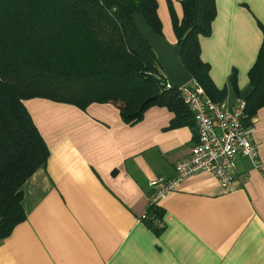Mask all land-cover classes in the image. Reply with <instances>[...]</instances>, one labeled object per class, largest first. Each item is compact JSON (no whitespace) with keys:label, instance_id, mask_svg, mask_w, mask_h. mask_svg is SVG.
I'll return each mask as SVG.
<instances>
[{"label":"crops","instance_id":"1","mask_svg":"<svg viewBox=\"0 0 264 264\" xmlns=\"http://www.w3.org/2000/svg\"><path fill=\"white\" fill-rule=\"evenodd\" d=\"M180 1L155 0L164 39L173 44ZM214 3L199 55L233 108L251 92L264 0ZM23 103L48 155L19 187L25 217L0 238V264H264V168L237 157L231 190L204 170L190 174L156 203L160 220L147 223L140 216L153 190L148 179H170L193 146L186 119L173 125V111L150 106L127 124L110 103L80 110L44 98ZM250 127L248 140L264 162V105Z\"/></svg>","mask_w":264,"mask_h":264},{"label":"trees","instance_id":"2","mask_svg":"<svg viewBox=\"0 0 264 264\" xmlns=\"http://www.w3.org/2000/svg\"><path fill=\"white\" fill-rule=\"evenodd\" d=\"M180 3L182 18L172 25L179 59L203 93L220 102L199 55V38L211 32L214 0ZM134 13L164 37L155 0H0V238L24 219L19 187L48 155L24 101L44 98L79 110L110 103L127 124L148 107L163 106L175 113L173 125L183 117L193 129L190 110L176 89L166 88L156 56L136 31ZM262 39L248 73L244 127L264 105ZM145 210L143 221L160 220L161 207Z\"/></svg>","mask_w":264,"mask_h":264},{"label":"built area","instance_id":"3","mask_svg":"<svg viewBox=\"0 0 264 264\" xmlns=\"http://www.w3.org/2000/svg\"><path fill=\"white\" fill-rule=\"evenodd\" d=\"M166 88H170L167 83ZM177 91L180 102L190 110L195 139L190 152L173 164L174 175L170 179L162 176L148 179L147 184L153 188L148 204L155 206L166 192L172 191L186 176L199 170L213 174L222 190H231L235 175L234 162L239 156L249 158L258 169L264 168V162H258L255 146L248 140L252 129L243 126L244 101H239L233 108L222 100L214 102L203 93L201 85L193 80ZM145 216L146 211L140 218Z\"/></svg>","mask_w":264,"mask_h":264},{"label":"water","instance_id":"4","mask_svg":"<svg viewBox=\"0 0 264 264\" xmlns=\"http://www.w3.org/2000/svg\"><path fill=\"white\" fill-rule=\"evenodd\" d=\"M134 27L142 35L145 42L149 45L158 61V67L163 72V77L167 85L173 89H180L182 85L191 82L190 73L179 59L180 47L169 43L161 34L152 31L148 27L145 19L137 14H132Z\"/></svg>","mask_w":264,"mask_h":264}]
</instances>
